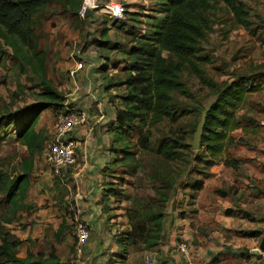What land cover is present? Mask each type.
<instances>
[{"label":"rangeland","instance_id":"374dc122","mask_svg":"<svg viewBox=\"0 0 264 264\" xmlns=\"http://www.w3.org/2000/svg\"><path fill=\"white\" fill-rule=\"evenodd\" d=\"M244 4L250 16V26L247 28L235 22L233 15L223 3L215 1L212 4L205 15L209 23L198 53L199 57L208 60L202 65L205 83L186 72L181 73L179 82L183 85L185 93L172 96L171 118L152 128L136 125L129 136L133 144L130 150L137 152L134 161L122 164L121 151L115 155L114 161L118 158V163H113L111 169L105 173L103 182L104 193L107 196L105 199L116 206L114 214L122 211L129 221L126 214L129 209L136 210L149 204L164 206L165 209L168 203L163 201V197L168 196L169 202L179 194V188L185 189L183 185L185 172L193 169L203 170L200 167L202 164L192 165L197 160L196 156L201 153L200 149L193 150L191 143L194 141L203 112L212 105L223 87L246 77L256 78L258 85L262 90L264 89V0H249ZM65 10L51 3L40 17L39 50L44 51L47 56L46 78L55 89L61 91L64 97L73 93L72 96L80 100L83 96L79 94L80 91H75L76 85L74 84L73 91L67 87V83L73 84L78 80V78L72 79L69 75L70 64L75 61L83 62L84 68L89 71L88 76H93L92 89L100 92V102L107 104L108 107H119L123 110L124 99L128 96L125 82L131 75L135 59L133 52L140 47L142 39L151 37L155 25L164 19V15L159 11V2L157 0H92V6L84 17ZM12 54L8 47L0 50V115L14 114L18 117L10 122L6 120V125L11 124L8 129L3 130L0 143V168L10 178L17 175L18 163L28 157L27 151L15 141L19 129L17 123L22 122L27 110L42 101L41 96L46 91L40 78L31 68L25 62L14 60ZM164 56L167 58L168 53ZM96 65L100 66V70ZM235 65H239L240 68L237 70ZM260 98L264 96L250 97L243 110L250 111L248 107ZM69 107L70 103L65 104V110ZM51 112L53 117L51 132L44 131L42 134L45 148L52 140L58 116L61 115L52 110ZM141 135L150 137L147 152H142L134 145ZM166 140L171 142V148L175 147V152L181 156L177 162L167 163L157 155L160 143ZM117 146L120 149L126 144L123 142ZM35 161L40 174L52 172L46 161L45 149ZM131 165L136 168L135 171L129 168ZM61 178L54 177L53 180H57L56 184L60 185ZM167 178L170 183L174 181L176 185L174 188L166 187ZM65 182L73 188L72 181ZM68 192L74 193V189ZM77 192L75 189L73 197L70 195L67 198V204L74 200L70 207L58 205L56 209L52 206L53 216L57 212L59 219L64 218L65 222L68 219V224L63 225L60 239L57 237L59 221L56 220L44 223L38 230L41 235L44 234L41 244L36 239V243L29 239L20 244V236L26 230L25 217L18 218L11 225L1 227L12 240L19 242L16 249L19 257L24 258L21 253L28 249L27 253L35 258L50 259L54 253L59 264H87L86 260L77 263L75 257L77 221L81 222L75 221L73 216L75 212L73 207L76 206L74 196ZM77 199L80 200L79 197ZM45 206H50V203H46ZM115 216L120 222V227H123V219H119L118 215ZM33 230L36 232L35 227ZM31 235L38 236V232ZM91 238L92 229L88 243ZM126 251H128L126 258L118 256L117 261L111 264H150L149 250L144 249L143 246H136Z\"/></svg>","mask_w":264,"mask_h":264},{"label":"crops","instance_id":"0c3cea01","mask_svg":"<svg viewBox=\"0 0 264 264\" xmlns=\"http://www.w3.org/2000/svg\"><path fill=\"white\" fill-rule=\"evenodd\" d=\"M70 65L69 75L78 80L73 84L67 83V87L74 91L75 84V91H80L83 97L79 100L71 93L65 96V104L70 103L68 109H76L87 118L86 123L77 127L72 135L78 143L76 164L63 171L59 176L62 177L61 184L56 185L57 180L53 179L58 177L52 172L40 174L35 161L23 204L25 208L20 215L21 219L25 217L26 230L20 236L21 240L14 237L21 245L29 239L34 243L39 240L41 244L44 234L38 230L44 223L54 220L59 221V231L68 224V219L66 222L64 218L59 219L57 212L53 216L52 206L70 207L74 200L67 204V198L73 197L76 189L74 219L85 222L92 229V238L83 255H75L77 263L86 260L87 264H111L117 261L118 256L127 257L128 251L123 250L121 242L131 231L130 222L123 212L114 214L116 206L104 201L105 173L113 166L119 151L113 131L119 127L116 113L120 109L100 102V92L92 89L94 84L91 81L94 79L88 76L89 71L83 62L75 61ZM96 67L100 70L99 65ZM235 68L238 70L240 66L235 65ZM246 79L259 87L258 91L249 94L248 100L252 96H264V89L256 78L243 77L237 83ZM248 108L250 111L239 110L241 118L246 116V124L231 134L233 142L214 159V164L208 168L204 162H194L192 165L202 164L203 170L185 172V189L179 188V194L167 202L164 209L161 244L155 249L143 247L149 250L150 264H264V252L258 253L264 238V98L255 100ZM51 113L50 109L41 112L36 127L40 136L44 131L51 132ZM42 139L44 141L43 136ZM200 153L201 156L204 151L200 150ZM65 181H72L73 188ZM71 189H74L72 194L68 192ZM46 203L50 206H45ZM115 215L123 219V227ZM37 232L38 236L31 235ZM181 244L188 245L187 255L180 252ZM27 251L21 253L24 258L18 257L27 258Z\"/></svg>","mask_w":264,"mask_h":264},{"label":"trees","instance_id":"16d2710c","mask_svg":"<svg viewBox=\"0 0 264 264\" xmlns=\"http://www.w3.org/2000/svg\"><path fill=\"white\" fill-rule=\"evenodd\" d=\"M160 14L164 19L159 21L150 38L142 39V44L133 52L135 57L131 75L125 82L128 96L124 99L125 108L116 113L119 125L114 133V143L125 142L121 151L122 164L134 161L137 152H132L129 136L137 126L152 128L171 118L170 104L174 94L184 95L183 85L179 82L181 73H188L205 83L202 65L207 59L199 57V46L204 40L208 19L205 16L217 1L223 3L233 15L235 22L244 28L250 26V16L245 8L249 0H157ZM84 0H0V50L8 47L13 59L25 62L32 72L40 78L46 91L42 101L24 113L16 135V143L25 149L28 157L18 163V173L14 178L0 168V264H59L54 253L50 259L35 258L30 253L27 258L17 255V240L1 227L11 225L20 218L23 211L27 191L30 188L31 176L36 157L45 149L42 136L36 127L41 112L50 109L58 114H68L65 110V97L53 87L46 78V53L39 50L41 15L51 3L64 8L65 11L79 14ZM168 53V57L164 56ZM249 80L232 83L223 87L207 113L206 124L202 136L201 148L204 153L196 156V163L204 162L206 167L214 164V159L221 156L233 142L231 134L246 124V116H239L250 93L259 90L251 86ZM22 117V116H19ZM174 117V116H173ZM245 117V118H244ZM18 119L14 114L0 115V143L2 132L9 128L12 121ZM252 121L249 120V124ZM160 143L157 155L167 163L177 162L181 156L174 150L171 142ZM136 148L147 152L150 137L141 135ZM190 148V147H189ZM1 151V146H0ZM210 158V159H207ZM118 163V158L113 162ZM207 163V164H206ZM136 168L134 166H129ZM166 187L176 186L165 179ZM57 183V182H56ZM58 185V184H56ZM104 195V201L108 202ZM169 197H163L168 202ZM164 206L149 204L136 210L129 209L127 217L131 231L121 242L123 250L136 246L147 249L157 248L163 239ZM64 226L57 232L60 238Z\"/></svg>","mask_w":264,"mask_h":264},{"label":"built area","instance_id":"2783aa9c","mask_svg":"<svg viewBox=\"0 0 264 264\" xmlns=\"http://www.w3.org/2000/svg\"><path fill=\"white\" fill-rule=\"evenodd\" d=\"M92 6V0H84L79 12L84 17ZM68 114L58 116L55 131L51 142L45 148L46 161L50 165L54 176H62L66 171L76 164V150L78 143L72 138L75 129L86 123V116L76 109H68ZM91 237V228L85 222L77 221L75 255L80 257L84 253L85 245ZM180 252L187 255L189 247L187 244L180 245Z\"/></svg>","mask_w":264,"mask_h":264},{"label":"water","instance_id":"95a60500","mask_svg":"<svg viewBox=\"0 0 264 264\" xmlns=\"http://www.w3.org/2000/svg\"><path fill=\"white\" fill-rule=\"evenodd\" d=\"M209 109H210V107L207 110H205L202 114V119H201L200 124L198 125L197 131H196V134L194 137V141L191 143V147L193 150H198L201 148L202 136L204 133V127L206 124V118H207V113H208ZM261 252H264V238L262 240L260 249L258 250L259 254Z\"/></svg>","mask_w":264,"mask_h":264}]
</instances>
